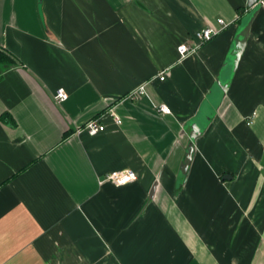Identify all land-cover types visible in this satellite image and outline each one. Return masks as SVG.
Returning a JSON list of instances; mask_svg holds the SVG:
<instances>
[{
    "label": "crops",
    "instance_id": "crops-1",
    "mask_svg": "<svg viewBox=\"0 0 264 264\" xmlns=\"http://www.w3.org/2000/svg\"><path fill=\"white\" fill-rule=\"evenodd\" d=\"M247 1L0 0V264H264V0Z\"/></svg>",
    "mask_w": 264,
    "mask_h": 264
},
{
    "label": "built area",
    "instance_id": "built-area-1",
    "mask_svg": "<svg viewBox=\"0 0 264 264\" xmlns=\"http://www.w3.org/2000/svg\"><path fill=\"white\" fill-rule=\"evenodd\" d=\"M227 25L228 24L222 18H219L217 19L215 26L209 25L195 32L192 41L182 43L177 47L179 59H185L187 56H190L191 54L198 51L202 45L206 44L215 36H217ZM160 75L161 76L159 77V80L163 81L164 73L162 72ZM143 87L144 86H140L138 89L131 92L128 95V98L136 99L145 95V89ZM54 99L57 102H63L67 99V93L62 88H59L54 94ZM157 111L162 114L170 113V109L164 104L159 105L157 107ZM109 115L114 119L115 124L118 125L121 123L120 119L113 110L109 111ZM100 120V118H95L88 121L81 130L92 136L104 131V126L100 123ZM136 179V174L130 169L110 172L104 178L105 181H108L115 186H123L133 182Z\"/></svg>",
    "mask_w": 264,
    "mask_h": 264
},
{
    "label": "water",
    "instance_id": "water-1",
    "mask_svg": "<svg viewBox=\"0 0 264 264\" xmlns=\"http://www.w3.org/2000/svg\"><path fill=\"white\" fill-rule=\"evenodd\" d=\"M262 2L261 0H248L247 1V5L249 8H253L256 7L257 5H261ZM256 9V8H255ZM255 9L248 15L246 16V18L243 20L242 25L240 27V30L236 36V40H235V45L233 50L230 52V62H229V66L232 64L234 65L236 63V61L238 60L243 47L245 46V41L248 35V31L249 27H250V23L252 21V18L254 16L255 13ZM227 80V79H226ZM225 79H219L218 80V86L220 87L221 91H226V81ZM192 153V147L189 148L185 160H184V165L183 168L186 169V167L188 166V163L190 162L191 159V154ZM222 179H230V176L225 175Z\"/></svg>",
    "mask_w": 264,
    "mask_h": 264
},
{
    "label": "trees",
    "instance_id": "trees-1",
    "mask_svg": "<svg viewBox=\"0 0 264 264\" xmlns=\"http://www.w3.org/2000/svg\"><path fill=\"white\" fill-rule=\"evenodd\" d=\"M14 61H15L14 57L6 50L0 47V63L7 65L13 63Z\"/></svg>",
    "mask_w": 264,
    "mask_h": 264
}]
</instances>
